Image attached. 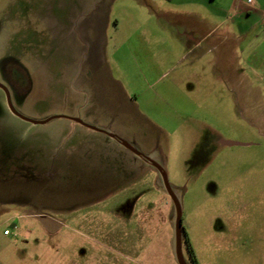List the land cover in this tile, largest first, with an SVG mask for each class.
Instances as JSON below:
<instances>
[{
  "label": "rangeland",
  "instance_id": "1",
  "mask_svg": "<svg viewBox=\"0 0 264 264\" xmlns=\"http://www.w3.org/2000/svg\"><path fill=\"white\" fill-rule=\"evenodd\" d=\"M206 3L0 0V81L25 72L29 118L154 153L198 264H264V111L223 75L225 46L189 39L222 21ZM160 187L116 139L24 121L0 90V264H177Z\"/></svg>",
  "mask_w": 264,
  "mask_h": 264
},
{
  "label": "crops",
  "instance_id": "2",
  "mask_svg": "<svg viewBox=\"0 0 264 264\" xmlns=\"http://www.w3.org/2000/svg\"><path fill=\"white\" fill-rule=\"evenodd\" d=\"M193 1L195 3L197 0ZM253 1L256 2L257 8L248 3V0H205L213 10L212 15L222 16V21L213 24L202 20V29L205 34L199 37L192 34L188 36L196 43L194 48L208 41L217 42L212 49L225 46L222 50L223 75L237 79L238 83L252 96L250 98L255 105L259 106L258 110L264 111V0ZM181 15L183 14L177 13V16ZM184 15L189 16L190 19H198V13L195 12H186ZM219 35L221 38L217 40ZM251 109L255 111L257 108L251 107ZM110 132L114 133L111 129ZM148 155L155 156L154 153ZM160 188L162 190V187ZM162 192L165 193L163 190ZM20 204L27 206V203ZM22 234L19 232L13 238V242H20ZM11 235L10 233L6 236Z\"/></svg>",
  "mask_w": 264,
  "mask_h": 264
},
{
  "label": "water",
  "instance_id": "3",
  "mask_svg": "<svg viewBox=\"0 0 264 264\" xmlns=\"http://www.w3.org/2000/svg\"><path fill=\"white\" fill-rule=\"evenodd\" d=\"M0 87L3 88L4 91L6 92L9 109L12 112V114L15 115L16 117H18V118H20V119H22L24 121L34 123V124H46V123L50 122L51 120L58 119V118L70 119V120L75 121V122H77V123H79L81 125H84L85 127H88L90 129H93V130L98 131V132H103V133L107 134L108 136L116 139L121 145H123L124 147H126L127 149L132 151L137 156H139L142 159H144L151 166L155 167L159 171V173L161 175L162 183H163V186H164V192L171 198L172 202L175 205V210H176V219H175L176 250H175V254H176L177 263L178 264H187V262H186V260H185V258L183 256V252H182V242H183V207H182L181 198H180V195L178 194V192L176 190H174L173 187L171 186V184L169 183L168 175H167L165 169L163 168V166L157 160H155L154 158H152L150 156L143 155L139 150H137L135 148L134 145L130 144L129 142H127L125 140H123L122 138H120L116 134H114V133H112V132H110L108 130H101V129L96 128L94 126L88 125L81 118H78V117L74 118V117L56 115V116L50 117L48 119H45L43 121H38V120H34L32 118H29V117L23 115L21 112H19L14 107L8 90L1 84H0ZM225 144L232 145L231 142H226Z\"/></svg>",
  "mask_w": 264,
  "mask_h": 264
},
{
  "label": "flooded vegetation",
  "instance_id": "4",
  "mask_svg": "<svg viewBox=\"0 0 264 264\" xmlns=\"http://www.w3.org/2000/svg\"><path fill=\"white\" fill-rule=\"evenodd\" d=\"M20 72H17V75H16L11 69H9V72L7 74L8 75L9 85H6V84H4L3 82L0 81V84L3 85L8 90V92L10 94V97H11V100H12V103H13V93L16 94V95H20V93L22 92L23 81L27 80V76L25 75V72L23 70H21ZM0 90L3 92V94L5 95L6 100H7V94L4 91V89L0 87ZM7 104H8V100H7ZM13 105H14V103H13ZM8 107H9V105H8ZM14 107H15V105H14ZM150 157H152V156H150ZM152 158H154V157H152ZM146 163L149 164L148 162H146ZM185 247L187 248L189 259H187L186 256H185ZM173 248H174V257H175V260H176V263H177L176 254H175L176 238H175V243L173 245ZM182 252H183V256H184L187 264H198L196 255L194 253L193 246L191 245L190 239H189L184 227H183Z\"/></svg>",
  "mask_w": 264,
  "mask_h": 264
},
{
  "label": "built area",
  "instance_id": "5",
  "mask_svg": "<svg viewBox=\"0 0 264 264\" xmlns=\"http://www.w3.org/2000/svg\"><path fill=\"white\" fill-rule=\"evenodd\" d=\"M248 3H250L254 8H257V4L256 2H254L253 0H248ZM263 19H264V16H263ZM11 232L10 231H6L5 234L8 235L10 234Z\"/></svg>",
  "mask_w": 264,
  "mask_h": 264
}]
</instances>
